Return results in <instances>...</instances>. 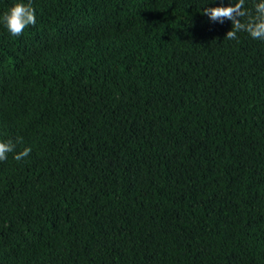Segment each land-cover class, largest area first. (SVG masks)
I'll use <instances>...</instances> for the list:
<instances>
[{"label":"trees","instance_id":"trees-1","mask_svg":"<svg viewBox=\"0 0 264 264\" xmlns=\"http://www.w3.org/2000/svg\"><path fill=\"white\" fill-rule=\"evenodd\" d=\"M31 2L0 19V141L31 148L0 264H264V41L202 12L235 0Z\"/></svg>","mask_w":264,"mask_h":264},{"label":"clouds","instance_id":"clouds-1","mask_svg":"<svg viewBox=\"0 0 264 264\" xmlns=\"http://www.w3.org/2000/svg\"><path fill=\"white\" fill-rule=\"evenodd\" d=\"M202 12L212 21L220 23L225 19L231 21V30L225 36L228 40H236L238 32H246L252 39L264 41V0L254 2L252 10L245 8V0H235L227 6L203 7ZM0 19L9 33L18 37L28 26L36 24L35 9L31 0L27 3L17 0ZM30 152L31 148L26 147L16 153L12 141H0V162L7 160L9 153H15L14 159L21 161L28 157Z\"/></svg>","mask_w":264,"mask_h":264}]
</instances>
